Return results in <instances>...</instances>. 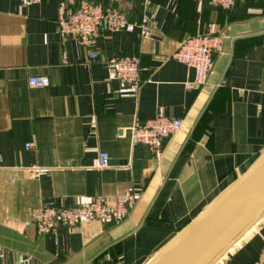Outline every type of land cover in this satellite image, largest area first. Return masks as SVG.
<instances>
[{
    "label": "crops",
    "instance_id": "0c3cea01",
    "mask_svg": "<svg viewBox=\"0 0 264 264\" xmlns=\"http://www.w3.org/2000/svg\"><path fill=\"white\" fill-rule=\"evenodd\" d=\"M97 1L132 21L148 13L152 36L103 28L81 45L60 37L58 0H0V264L19 256L31 264H147L264 151V0H238L232 10L202 0ZM196 34L224 38L206 82L188 88L195 68L171 56ZM93 52L99 57L89 60ZM122 54L141 58L136 96L109 78L108 63ZM34 75L50 85H31ZM159 114L183 126L156 161L129 128ZM32 166L47 172L32 176ZM129 191L137 199L122 221L41 234L32 220L44 205L105 196L113 206ZM215 264H264V216Z\"/></svg>",
    "mask_w": 264,
    "mask_h": 264
},
{
    "label": "built area",
    "instance_id": "2783aa9c",
    "mask_svg": "<svg viewBox=\"0 0 264 264\" xmlns=\"http://www.w3.org/2000/svg\"><path fill=\"white\" fill-rule=\"evenodd\" d=\"M23 3H38L41 0H21ZM58 31L62 39L73 37L81 45L99 33L101 29L109 31H139L143 37H151L152 18L147 13L140 20L132 21L128 15L114 5H104L97 0H58ZM238 0H202L215 7L232 10ZM221 34H197L185 39L172 58L192 65L196 70L195 79L187 84L196 88L204 84L212 72L215 54L223 43ZM99 53L89 54V60H95ZM109 78L118 80L123 87L136 96L144 79L142 77L141 58L136 54L118 55L108 63ZM29 83L35 87H47L50 78L47 75L31 76ZM183 126L182 119L168 115H156L149 119L135 118L129 128L132 141L146 143L153 147L155 160L163 154L164 142ZM29 146V145H28ZM109 164V154L100 152L99 166ZM32 176L45 174L47 169L40 166L29 168ZM137 195L133 191L119 194L111 206L107 197L98 196L84 201L77 207L48 204L34 210L32 220L41 234L58 232L62 227H74L85 220H103L112 218L124 220L134 207ZM17 264H31L29 258L19 256Z\"/></svg>",
    "mask_w": 264,
    "mask_h": 264
},
{
    "label": "water",
    "instance_id": "95a60500",
    "mask_svg": "<svg viewBox=\"0 0 264 264\" xmlns=\"http://www.w3.org/2000/svg\"><path fill=\"white\" fill-rule=\"evenodd\" d=\"M264 216V151L147 264H215Z\"/></svg>",
    "mask_w": 264,
    "mask_h": 264
},
{
    "label": "bare ground",
    "instance_id": "6f19581e",
    "mask_svg": "<svg viewBox=\"0 0 264 264\" xmlns=\"http://www.w3.org/2000/svg\"><path fill=\"white\" fill-rule=\"evenodd\" d=\"M252 228H253V227H252ZM252 228H251V229H252ZM251 229H250V230H251ZM250 230H249V231H250ZM249 231H248V232H249ZM248 232H247V233H248ZM247 233H246V234H247ZM246 234H245V235H246ZM245 235H244V236H245Z\"/></svg>",
    "mask_w": 264,
    "mask_h": 264
},
{
    "label": "trees",
    "instance_id": "16d2710c",
    "mask_svg": "<svg viewBox=\"0 0 264 264\" xmlns=\"http://www.w3.org/2000/svg\"><path fill=\"white\" fill-rule=\"evenodd\" d=\"M217 8H219V7H217ZM219 9H222V8H219ZM224 10H227V9H224ZM197 35V34H196Z\"/></svg>",
    "mask_w": 264,
    "mask_h": 264
}]
</instances>
